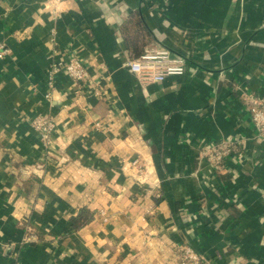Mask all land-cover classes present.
Segmentation results:
<instances>
[{
  "label": "crops",
  "instance_id": "1",
  "mask_svg": "<svg viewBox=\"0 0 264 264\" xmlns=\"http://www.w3.org/2000/svg\"><path fill=\"white\" fill-rule=\"evenodd\" d=\"M133 16L135 44L182 55L183 74L129 70ZM0 42V264H176L178 243L205 264H264V142L248 113L264 97V0H0ZM53 48L85 59L103 96L57 73L46 98ZM227 138L242 154L211 179L199 145Z\"/></svg>",
  "mask_w": 264,
  "mask_h": 264
},
{
  "label": "built area",
  "instance_id": "2",
  "mask_svg": "<svg viewBox=\"0 0 264 264\" xmlns=\"http://www.w3.org/2000/svg\"><path fill=\"white\" fill-rule=\"evenodd\" d=\"M67 0H45V5L54 11L58 5ZM8 48L0 42V57H2ZM52 61L48 69L46 98H50L54 86V79L57 73H63L69 77L76 86L77 91L92 94L98 97L103 96L100 86L90 75L85 59L72 50H61L53 48L51 52ZM126 66L132 72L136 73L141 81L159 82L167 76L181 75L185 72V59L182 55L174 53L169 49L158 48L147 50L137 57L126 60ZM249 105L248 113L255 129V135L264 142V97L248 95ZM32 127L40 134L43 143L49 144L51 141V128L53 123L46 114H38L31 120ZM106 121L97 120L94 127L99 129L106 128ZM241 142L234 138L222 139L218 142H203L199 145V159L209 165L210 178L217 174L228 159H233L236 155L242 154ZM134 160L132 164H136ZM138 172H141L138 170ZM135 178L142 181L140 173ZM102 221L106 220L103 211H100ZM176 264H205L204 257L198 253L191 245L187 243H178L175 245Z\"/></svg>",
  "mask_w": 264,
  "mask_h": 264
},
{
  "label": "trees",
  "instance_id": "3",
  "mask_svg": "<svg viewBox=\"0 0 264 264\" xmlns=\"http://www.w3.org/2000/svg\"><path fill=\"white\" fill-rule=\"evenodd\" d=\"M140 26V19L137 16H133L132 19H130V24L126 27H130V29H128V31H130V33H127V39L129 42V39L132 40L133 46H132V50H133V56L137 57L138 55L141 54V52H144V50L141 48H139L136 44L135 41H137V37H136V29ZM140 34V33H139ZM90 218V215H88V212L86 211L85 208L80 209V211L78 212V214L73 218L72 224L74 225V227H78L79 225L84 224L86 221H88V219Z\"/></svg>",
  "mask_w": 264,
  "mask_h": 264
},
{
  "label": "rangeland",
  "instance_id": "4",
  "mask_svg": "<svg viewBox=\"0 0 264 264\" xmlns=\"http://www.w3.org/2000/svg\"><path fill=\"white\" fill-rule=\"evenodd\" d=\"M23 226H24V223H23Z\"/></svg>",
  "mask_w": 264,
  "mask_h": 264
}]
</instances>
